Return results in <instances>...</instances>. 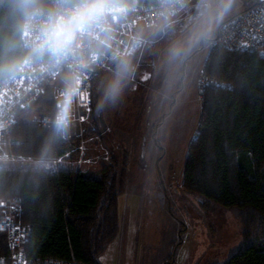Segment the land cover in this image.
Masks as SVG:
<instances>
[{"label":"trees","instance_id":"16d2710c","mask_svg":"<svg viewBox=\"0 0 264 264\" xmlns=\"http://www.w3.org/2000/svg\"><path fill=\"white\" fill-rule=\"evenodd\" d=\"M29 2L52 10L48 0ZM23 21L22 15L4 20L0 12V82L29 54L22 43ZM203 70L211 83L203 93L197 134L185 157L182 189L200 196L203 204L237 208L242 241L222 264H264V56L221 47L209 53ZM99 77L100 73L92 92L95 129L87 133V137L99 135L98 145L109 141L111 131L97 105ZM55 87L56 83L50 84L33 105L19 112L7 145L10 155L55 160L71 149L54 124L26 119L29 109L55 115ZM119 152L111 146L112 159L102 158L98 168L53 172L0 167V199L17 198L21 221L30 228L25 243L30 264L47 259L103 264L101 256L120 231L119 197L126 190ZM70 158L74 160L75 155ZM0 257V264H10L7 235L1 229Z\"/></svg>","mask_w":264,"mask_h":264},{"label":"rangeland","instance_id":"374dc122","mask_svg":"<svg viewBox=\"0 0 264 264\" xmlns=\"http://www.w3.org/2000/svg\"><path fill=\"white\" fill-rule=\"evenodd\" d=\"M255 1L195 0L157 29L144 31L140 51L126 59L132 71L124 80L122 101L130 100L127 96L136 87L140 98L146 95L153 101L151 110L156 109L160 119L151 129L115 128L108 132L107 145L90 142L92 158L107 151L111 157V146L126 153L119 155V168L125 166L126 173V190L118 204L120 231L101 256L103 264H222L241 244L237 208L203 204L200 196L182 189V181L187 150L199 126L198 82L211 39L223 21ZM114 68L100 73L95 87L97 105ZM61 80L68 79L60 76L57 81ZM115 103L102 108L106 124L111 122L108 116ZM128 116L129 120L136 117ZM43 117L33 109L26 115L27 121L39 125ZM9 139L10 135L0 144V167L53 172L75 168L70 160L12 156L7 151ZM100 166L95 164V168Z\"/></svg>","mask_w":264,"mask_h":264},{"label":"built area","instance_id":"2783aa9c","mask_svg":"<svg viewBox=\"0 0 264 264\" xmlns=\"http://www.w3.org/2000/svg\"><path fill=\"white\" fill-rule=\"evenodd\" d=\"M48 1L52 10L39 8L23 27L22 43L29 54L0 82V144L10 135L19 112L28 109L50 84L56 83L55 115L44 116L41 124H54L60 137L72 145L57 160H70L76 169L95 168L102 158L106 162L110 160L108 154L96 158L89 154L90 142L99 138V135L87 137L88 131L95 129L92 92L98 74L138 53L145 41L144 31L157 29L195 0ZM97 4L104 5L105 10L85 7ZM48 34L70 42L61 56L53 57L46 48L42 52L33 51ZM221 47L264 56V0H256L251 7L221 23L211 39V51ZM60 76L68 80L57 81ZM210 83L203 70L198 82L200 99ZM72 154L74 160L70 158ZM0 213V229L7 235L10 264H30L25 249L30 228L21 221L19 200L0 201ZM33 264L81 263L47 259Z\"/></svg>","mask_w":264,"mask_h":264},{"label":"clouds","instance_id":"9594fccd","mask_svg":"<svg viewBox=\"0 0 264 264\" xmlns=\"http://www.w3.org/2000/svg\"><path fill=\"white\" fill-rule=\"evenodd\" d=\"M85 7L103 11L105 6L102 4L86 5ZM39 11V6L32 4L29 0H0V12L2 18L8 20L12 16L22 15L24 17L23 24L27 26L34 13ZM61 19H63L61 17ZM69 41L57 39L55 36L48 34L44 37L43 43L33 51H43L45 48L53 57L61 56L66 50ZM132 69L126 61H120L113 69V76L104 87V91L98 104V108H103L105 103H115L120 96L124 86L125 78L131 73Z\"/></svg>","mask_w":264,"mask_h":264},{"label":"crops","instance_id":"0c3cea01","mask_svg":"<svg viewBox=\"0 0 264 264\" xmlns=\"http://www.w3.org/2000/svg\"><path fill=\"white\" fill-rule=\"evenodd\" d=\"M247 8H249V6ZM247 8H244L243 10H240L236 13L244 11ZM236 13L232 14V16L235 15ZM123 61L127 62L128 60H123ZM115 66L116 64L113 65V67ZM137 90L138 88L135 87L130 90L131 93H129L130 94L129 96L126 95L128 98H130L131 96L130 100L122 101L124 98L119 96L116 103L113 105V110H112L113 113L112 115L108 116L109 121L111 120V122L107 124L104 122L106 127L111 129V132L112 130H115V128L116 129L127 128L128 126H134L136 127V129L143 127L145 128L150 127L151 129V127H153V123L157 122V120L160 119V117L157 116V110L156 109L151 110L152 105L154 104L153 101L148 100V98L146 99V95H143L142 98H140V94L138 93ZM155 108H157L156 105ZM128 113H133L135 114L136 117L133 120H129ZM121 150L122 149H120L119 153H121Z\"/></svg>","mask_w":264,"mask_h":264}]
</instances>
